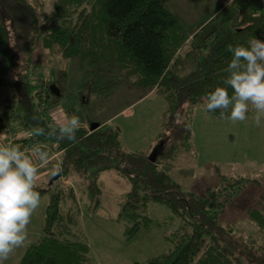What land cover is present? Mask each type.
<instances>
[{"label":"trees","instance_id":"16d2710c","mask_svg":"<svg viewBox=\"0 0 264 264\" xmlns=\"http://www.w3.org/2000/svg\"><path fill=\"white\" fill-rule=\"evenodd\" d=\"M170 1L55 0L53 14L42 20L39 5L31 0H0V59L11 62L16 92L3 101L0 130L15 125L27 133L20 140L22 148L30 143L46 145L49 152L54 148L60 155L53 176L61 173V177L35 182V190L49 196L43 236L27 248L19 264H94L91 246L80 229L77 190L62 179L75 173L90 210L96 211L103 195L100 175L106 171L131 183L117 218L126 240L154 224L151 203L165 205L182 222L166 236L172 243L169 251L133 264H264V208L247 210L256 229L252 238L227 222V208L247 180L219 175L212 189L198 195L165 168L182 150L192 148L195 110H205L206 95L224 86L231 60L228 47H246L254 37L264 40V5L233 0L229 8L237 15L222 21V29L202 34L206 27L202 24L188 35ZM40 45L49 52L59 48L64 60L90 62L91 74H100L104 67L106 78L115 73L122 78L104 86L92 80L84 104L95 95L109 99L114 95L112 87L124 85L141 92V100L152 92L163 96L168 105L156 141L165 147L153 158L145 151L128 150L113 118L89 120L87 126H80L75 141L59 140L61 125L52 120V113L65 97L66 73L57 81L34 83L32 67ZM187 57L196 58L191 68L186 66ZM222 111L206 112L226 119ZM254 113L250 108L249 116ZM37 126L44 127V135H33Z\"/></svg>","mask_w":264,"mask_h":264},{"label":"rangeland","instance_id":"374dc122","mask_svg":"<svg viewBox=\"0 0 264 264\" xmlns=\"http://www.w3.org/2000/svg\"><path fill=\"white\" fill-rule=\"evenodd\" d=\"M31 1L39 5L42 20L53 14L55 0ZM232 1L171 0L170 7L178 15L188 35H193L202 24L206 27L201 33L207 34L212 30L222 29L221 22L226 18L236 17V12L229 8ZM252 1L256 5H264V0ZM211 20L213 21L210 22ZM186 59L189 60L187 68L196 63V58ZM10 69L11 62L0 59V113L3 110V101L8 97L14 98L16 93ZM100 69V74H91L90 62L84 63L79 59L64 60L59 48L49 52L40 45L34 55L32 78L39 85L41 82L57 81L61 73H66L65 97L58 105V113V109H54V113L58 115L56 124L62 125L72 116L79 117L83 126H87L89 120L113 118V124L120 129L126 148L133 152H148L153 158L156 152L165 147V143H158L156 138L162 131L163 112L168 105L166 99L157 92H152L141 100V92L124 85L119 88L112 87L114 95L109 99H99L95 95L90 104H84L83 101H89L87 85L92 80L104 86L108 80L116 83L122 79L117 73L106 78L103 76L104 67ZM125 108L129 109L130 115L122 114L121 111ZM117 114L119 115L116 116ZM254 115L255 113L250 115L245 122H232L214 117L202 107L197 108L191 125L192 148L182 150L176 159L166 164L168 171L179 183L198 195H204L212 189L217 184L219 175L226 180H247L232 205L227 208V222L239 234L249 238L255 236L256 229L247 217V210L251 207L264 208V126H254ZM10 126L15 128V125ZM4 134L10 139L16 136V133L9 130H4ZM57 169L56 166L44 179L37 182H50ZM62 183L77 190L81 207L80 229L91 246L94 264L143 263L172 248V243L166 236L176 231L182 222L168 207L159 203L149 205V216L154 224L140 231L134 239H125L117 218L125 195L131 189V183L115 172L106 171L100 175L103 195L96 211L90 210V201L79 188V179L75 173L63 178ZM48 204L49 196H41L40 205L27 227L26 241L10 254L4 264H19L27 248L43 236Z\"/></svg>","mask_w":264,"mask_h":264},{"label":"clouds","instance_id":"9594fccd","mask_svg":"<svg viewBox=\"0 0 264 264\" xmlns=\"http://www.w3.org/2000/svg\"><path fill=\"white\" fill-rule=\"evenodd\" d=\"M227 51L231 60L224 86L206 95L205 111L224 110L223 118L245 122L251 108L255 112L254 126H264V40L254 37L246 47L229 46ZM226 112L230 114L225 116ZM80 126L79 117L72 116L59 127V140L75 141ZM44 134V127H35L33 135ZM33 153L41 167L49 163L47 151L36 148ZM38 174L33 158L16 146L0 145V264L27 239V227L41 200L35 190Z\"/></svg>","mask_w":264,"mask_h":264},{"label":"crops","instance_id":"0c3cea01","mask_svg":"<svg viewBox=\"0 0 264 264\" xmlns=\"http://www.w3.org/2000/svg\"><path fill=\"white\" fill-rule=\"evenodd\" d=\"M57 109H58L57 111L54 110V111H56V113H58L60 108H57ZM165 110H166V108L164 109V112H165ZM164 112H163V114H164ZM56 113H54V112L52 113V120H54V121L57 119V116H58V115H56ZM122 114L130 115L129 109L125 110ZM118 115H116V116H118ZM8 130L13 134L16 133L15 134L16 136L13 139H10L8 136H6L4 134V130H0V145L16 146L21 151H23L25 153V155H28L29 157L33 158L34 163L39 164V162L35 159V156L33 153V150L36 149L34 146H38V148L43 150V151L45 148H43L42 145H36L35 143H34L35 145L33 143L27 144V145H25L24 148H22L24 146V144H23V142H20V140L27 138V133L24 130H22L21 128L16 127V126H15V128L8 127ZM121 136H122V134H121ZM122 141H123V138H122ZM123 143H124V141H123ZM124 145H125V143H124ZM45 147H46V151L48 152L49 147H47L46 145H45ZM48 154H49V158H50L49 162L51 161V163H48L46 166H42V167L40 165L38 166L39 174H38L36 182L44 179L49 174L50 170H52L53 168H55L57 166L55 162L59 161L60 155L55 153L54 148H52V151H50ZM155 156H156V153L153 155V157H155ZM55 158H56V160H55ZM165 168L167 169V166H165Z\"/></svg>","mask_w":264,"mask_h":264},{"label":"water","instance_id":"95a60500","mask_svg":"<svg viewBox=\"0 0 264 264\" xmlns=\"http://www.w3.org/2000/svg\"><path fill=\"white\" fill-rule=\"evenodd\" d=\"M53 91L60 96V90L56 86H52ZM61 177V173H58L55 177L52 178L51 182L58 180Z\"/></svg>","mask_w":264,"mask_h":264}]
</instances>
